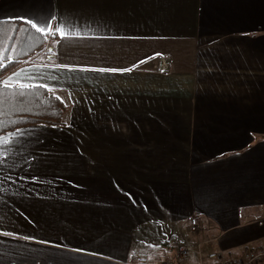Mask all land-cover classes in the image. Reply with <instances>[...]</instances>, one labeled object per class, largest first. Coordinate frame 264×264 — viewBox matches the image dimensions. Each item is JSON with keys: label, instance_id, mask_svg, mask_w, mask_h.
Returning a JSON list of instances; mask_svg holds the SVG:
<instances>
[{"label": "crops", "instance_id": "1", "mask_svg": "<svg viewBox=\"0 0 264 264\" xmlns=\"http://www.w3.org/2000/svg\"><path fill=\"white\" fill-rule=\"evenodd\" d=\"M0 19L59 34L0 82L68 104L0 135V264L264 245V0H0Z\"/></svg>", "mask_w": 264, "mask_h": 264}, {"label": "trees", "instance_id": "2", "mask_svg": "<svg viewBox=\"0 0 264 264\" xmlns=\"http://www.w3.org/2000/svg\"><path fill=\"white\" fill-rule=\"evenodd\" d=\"M32 24L0 19V77L58 39L56 30L43 31ZM67 110L68 104L45 85L29 84L21 89L20 84L0 82V135L28 125H64Z\"/></svg>", "mask_w": 264, "mask_h": 264}, {"label": "built area", "instance_id": "3", "mask_svg": "<svg viewBox=\"0 0 264 264\" xmlns=\"http://www.w3.org/2000/svg\"><path fill=\"white\" fill-rule=\"evenodd\" d=\"M191 229L194 232H198L200 230V226H199V222H198L197 218L192 219ZM190 250L191 249L186 245L181 246V248H180L181 255H183V256L188 255ZM194 251L198 252L201 256H203L202 250L200 247L198 249H195ZM263 255H264L263 249L254 248V249H251L250 251H248L247 259L246 258L245 259H238V260L230 261L228 263L217 262V264H252L255 262H259L263 258L262 257ZM201 256H200V258H201L200 264H205V261L203 260V258ZM209 256L214 257L215 255L210 254ZM142 260L145 261L146 259L142 258ZM167 264H175V263L169 261V262H167Z\"/></svg>", "mask_w": 264, "mask_h": 264}, {"label": "rangeland", "instance_id": "4", "mask_svg": "<svg viewBox=\"0 0 264 264\" xmlns=\"http://www.w3.org/2000/svg\"><path fill=\"white\" fill-rule=\"evenodd\" d=\"M67 113V112H66ZM66 115L67 114H65V117H64V119H66ZM199 226H200V224H199ZM202 226H200V230H202V228H201ZM200 230L197 232V233H199L200 232ZM199 243V245H200V242H198ZM201 246V245H200ZM254 248H261V249H263L264 250V245H260V246H257V247H252V248H250V249H247V250H244L245 252L243 253V255L242 256H224V255H221V254H219V252H216L215 250H211L207 255L209 256L210 254H214L215 256L214 257H210L209 256V258H210V260H208V257H204V251L202 250V255L203 256H201L198 252H195V253H197V255L199 256V258H200V256L203 258V260L205 261V264H217V262H224V263H228V262H230V261H234V260H238V259H247V254H248V251H250L251 249H254ZM192 251V249L190 250V252ZM180 252V251H179ZM178 252V253H179ZM189 252V253H190ZM181 253V252H180ZM179 253V254H180ZM191 253H193V252H191ZM190 253V254H191ZM189 255V254H188ZM182 256V255H181ZM187 256V255H186ZM263 258H264V255L262 256ZM263 258L259 261V262H255V263H252V264H260L261 263V261L263 260ZM206 259V260H205ZM200 261H201V258L199 259V262H198V264H200ZM171 262H173V263H175L176 264V261H174V260H171Z\"/></svg>", "mask_w": 264, "mask_h": 264}, {"label": "snow or ice", "instance_id": "5", "mask_svg": "<svg viewBox=\"0 0 264 264\" xmlns=\"http://www.w3.org/2000/svg\"><path fill=\"white\" fill-rule=\"evenodd\" d=\"M52 19H55V18H52ZM29 23H32L31 21H29ZM50 23V22H49ZM32 27H36V24H32ZM39 30V29H38ZM61 35L63 36L64 34L63 33H61ZM49 51H51V49H49ZM57 67H61V65H57ZM101 71H103V69H101ZM109 71H118V69H110ZM9 79H11V78H9ZM8 83V81H5V84H7ZM27 87H29V85H27V84H20V88L21 89H24V88H27ZM21 95H22V93H21Z\"/></svg>", "mask_w": 264, "mask_h": 264}]
</instances>
